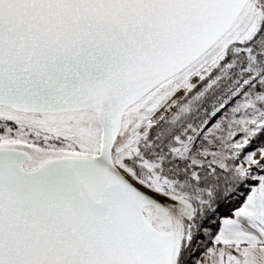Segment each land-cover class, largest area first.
Here are the masks:
<instances>
[{"label": "snow or ice", "instance_id": "6c2138e0", "mask_svg": "<svg viewBox=\"0 0 264 264\" xmlns=\"http://www.w3.org/2000/svg\"><path fill=\"white\" fill-rule=\"evenodd\" d=\"M0 264H264V0H0Z\"/></svg>", "mask_w": 264, "mask_h": 264}]
</instances>
